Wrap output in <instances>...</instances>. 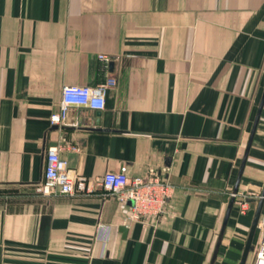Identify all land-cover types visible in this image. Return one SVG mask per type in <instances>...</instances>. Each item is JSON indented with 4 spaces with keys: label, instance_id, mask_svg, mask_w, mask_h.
I'll list each match as a JSON object with an SVG mask.
<instances>
[{
    "label": "crops",
    "instance_id": "1",
    "mask_svg": "<svg viewBox=\"0 0 264 264\" xmlns=\"http://www.w3.org/2000/svg\"><path fill=\"white\" fill-rule=\"evenodd\" d=\"M109 78L104 109L51 122L65 85ZM263 96L264 0H0V264H240L256 197L226 216L264 186ZM51 146L85 189L36 191ZM122 166L175 186L159 222L103 187Z\"/></svg>",
    "mask_w": 264,
    "mask_h": 264
},
{
    "label": "built area",
    "instance_id": "2",
    "mask_svg": "<svg viewBox=\"0 0 264 264\" xmlns=\"http://www.w3.org/2000/svg\"><path fill=\"white\" fill-rule=\"evenodd\" d=\"M106 58L105 56H101ZM117 80L109 78L95 86L65 85L62 88L60 109L52 114L53 124L62 123L71 106L104 109L107 90L115 86ZM103 187L116 195L122 203H130L127 221L142 223H157L167 212L168 201L175 193V186L158 171H151L147 176H131L128 168L122 166L119 170L108 171L102 178ZM84 179L77 176L69 168L68 160L62 155L59 146L49 147L46 155V166L42 181L36 184V191L46 197L69 196L85 189ZM239 204L241 212L250 208V197H256V203L261 195L254 193H232ZM254 264H264V207L258 224V238L254 245Z\"/></svg>",
    "mask_w": 264,
    "mask_h": 264
},
{
    "label": "water",
    "instance_id": "3",
    "mask_svg": "<svg viewBox=\"0 0 264 264\" xmlns=\"http://www.w3.org/2000/svg\"><path fill=\"white\" fill-rule=\"evenodd\" d=\"M263 102H264V96H263V99H262L261 107L259 109V113H258L256 121H255L253 133H252L251 139H250L249 144H248L247 153L249 151V147H250L251 142H252L253 134H254L255 128L257 126V122L259 120V116H260V113H261ZM247 153H246V157H247ZM243 166L244 165H242V167H241L240 176H241V173L243 171ZM239 179H240V177H239ZM237 184H239V181H238ZM234 201H235V199L232 198L231 203H230V207H229V210H228V213H227V216H226V221H227V219L229 217V214H230V211H231V207H232ZM129 203H131V202H129ZM263 207H264V186H263V189L261 191V196H260L259 200L257 201L256 210H255V214H254V219H253V222H252V226H251V229H250V233H249V236H248V239H247V243H246V246H245V249H244L243 256H242L240 264H246L248 256H249V253L253 249V239H254L258 224H259V220H260V216H261ZM121 230L125 233L127 231V228L124 226V227H121Z\"/></svg>",
    "mask_w": 264,
    "mask_h": 264
}]
</instances>
